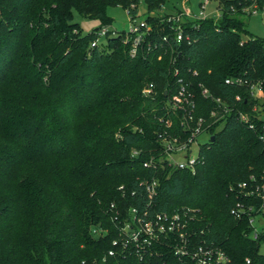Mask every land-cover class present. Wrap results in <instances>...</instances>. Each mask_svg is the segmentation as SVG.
I'll use <instances>...</instances> for the list:
<instances>
[{
	"label": "trees",
	"instance_id": "1",
	"mask_svg": "<svg viewBox=\"0 0 264 264\" xmlns=\"http://www.w3.org/2000/svg\"><path fill=\"white\" fill-rule=\"evenodd\" d=\"M178 1L144 0L149 34L131 57L122 32L91 43L111 24L108 6L134 2L137 13L139 0H0V264H180L166 243L142 261L107 254L117 236L109 205L146 207L143 179L157 181L151 211L197 209V239L219 245L235 263L251 257L264 264L259 241L229 213L231 187L264 170L262 121L251 129L235 114L264 106L248 86L264 81V39L231 11L242 0H217L221 17L186 23L191 41L177 43L160 5L167 14ZM74 13L100 25L82 34ZM174 68L190 84L197 115L214 106L199 83L233 107L213 128L194 173L143 166L161 154L157 117ZM228 77L247 83L226 84ZM148 83L150 97L142 95ZM97 225L104 235L91 233Z\"/></svg>",
	"mask_w": 264,
	"mask_h": 264
},
{
	"label": "built area",
	"instance_id": "2",
	"mask_svg": "<svg viewBox=\"0 0 264 264\" xmlns=\"http://www.w3.org/2000/svg\"><path fill=\"white\" fill-rule=\"evenodd\" d=\"M141 3H144V0H139L137 13L132 12L136 8L134 2L125 8L129 20L127 29L122 31V41L128 45V53L131 57L138 54L150 29L145 17L138 15ZM177 5L178 10L167 14H163L166 10L165 5H160L162 20L170 23L173 39L177 43L191 41L186 31V23L207 18L216 21L223 13V8L217 0H198L196 4L191 0H179ZM209 6H212L210 10H208ZM231 11L238 15L251 16L264 11V3H260L259 0H242L237 8L231 6ZM118 32L120 31L110 29L109 25H103L95 32L96 38L91 45L99 43L101 37L108 34L116 35ZM162 40L168 41V35L162 36ZM177 73L178 70L174 68L173 90L164 91L161 106L163 114L157 117L162 125V130L156 133L161 154L158 157L151 155L143 162V166L152 169L168 166L194 173L195 169L203 163L201 149L213 136V128L219 129L222 126L226 114L231 112L233 107L220 97L212 95L207 87L199 83L202 97L211 99L214 106L207 115H197L194 93L190 89V84L182 77H178ZM224 82L232 85L247 83L239 77H228L224 79ZM248 86L251 97L258 99L264 97V81L250 83ZM153 94L154 84L148 83L142 89V95L150 97ZM236 99L239 97L236 96ZM256 112L260 113L254 114ZM235 114L239 122L251 129L255 128L256 119L261 120L258 137L264 143V106L255 104L251 107V111L236 110ZM201 137L203 139H200ZM137 154L138 151L132 150V156ZM139 184L144 188L149 205L156 194L157 181L143 179L139 181ZM118 188L123 189V186L120 185ZM231 191L235 196V202L229 213L246 223V236L252 241H259L260 245V242L264 240V170L259 176L250 174L245 180L237 182L231 187ZM147 206L121 209L115 203L109 205L111 219L117 225V236L112 239V247L107 251L109 256H134L142 261L151 257L157 251V246L166 243L180 264H259L251 257H244L240 263H235L219 245L205 238L197 239V232L191 225L197 217V209L181 207L172 212H154ZM106 231L101 225L91 228V233L95 236L104 235Z\"/></svg>",
	"mask_w": 264,
	"mask_h": 264
},
{
	"label": "rangeland",
	"instance_id": "3",
	"mask_svg": "<svg viewBox=\"0 0 264 264\" xmlns=\"http://www.w3.org/2000/svg\"><path fill=\"white\" fill-rule=\"evenodd\" d=\"M194 4L198 3V0H191ZM212 6L208 7V10L211 9ZM207 10V11H208ZM106 15L110 18L111 24L109 25L110 29L120 31L127 29L128 26V15L126 10L121 6H108L106 8ZM138 15L140 17L146 16V7L144 3L139 5ZM241 20L244 21L245 27L251 32L253 35L264 39V11H259L256 14L251 16L238 15ZM74 22L79 24L80 30L82 34L89 33L95 27L100 25V21L98 19L93 18H84L79 16L77 13H74ZM105 41V37H101L99 42L103 43ZM200 139H203L201 137ZM259 252L264 253V240L260 242Z\"/></svg>",
	"mask_w": 264,
	"mask_h": 264
},
{
	"label": "water",
	"instance_id": "4",
	"mask_svg": "<svg viewBox=\"0 0 264 264\" xmlns=\"http://www.w3.org/2000/svg\"><path fill=\"white\" fill-rule=\"evenodd\" d=\"M213 138H214V137H213V136H211V138H210V139H211V140H213Z\"/></svg>",
	"mask_w": 264,
	"mask_h": 264
}]
</instances>
